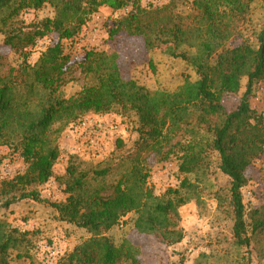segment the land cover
Wrapping results in <instances>:
<instances>
[{
    "label": "trees",
    "instance_id": "obj_1",
    "mask_svg": "<svg viewBox=\"0 0 264 264\" xmlns=\"http://www.w3.org/2000/svg\"><path fill=\"white\" fill-rule=\"evenodd\" d=\"M253 1L192 0L182 11L142 8L140 0H0L3 44L17 56L16 65L0 76V147L18 154L26 166L22 174L0 182L1 208L43 201L38 188L52 178L60 156L58 136L68 124L88 112L106 114L114 107L133 111L137 118L138 138L126 157L102 169L73 160L59 180L66 198L50 205L59 221L85 236L72 250L63 251L57 264H138L137 247L125 238L116 244L107 236L123 223L166 246L182 242L177 209L200 199L211 154L229 180L234 245L249 248L252 238L264 232V207L252 211L247 221L242 200L250 165L264 152L263 117L249 103L257 86L264 84V24L252 40L243 34ZM46 6L52 17L26 26L17 20L22 12ZM103 6L113 12L133 9L106 28L109 40L122 33L140 38L147 54L170 48L171 56L190 67L193 77L185 76L173 91L150 92L122 78L116 54L89 51L77 65L84 79L81 90L67 98L54 96L70 68L61 42L72 40ZM51 35L57 41L28 63L24 51ZM243 80L238 106L225 111L224 96L237 94ZM149 159L175 160L182 176L179 187L155 196L147 187ZM117 167L123 168L119 178L106 185L104 179ZM92 183L101 185L92 188ZM25 243L18 230L0 221V264H7L9 250Z\"/></svg>",
    "mask_w": 264,
    "mask_h": 264
},
{
    "label": "rangeland",
    "instance_id": "obj_2",
    "mask_svg": "<svg viewBox=\"0 0 264 264\" xmlns=\"http://www.w3.org/2000/svg\"><path fill=\"white\" fill-rule=\"evenodd\" d=\"M192 0H140V7H170L186 11L188 2ZM133 12L132 7L113 12L106 6L98 9L89 19L81 31L69 41H62L63 52L69 56V70L64 75L63 85L54 94L56 97L67 98L78 93L84 79L78 69V63L89 51L116 54L120 73L123 79L132 80L138 86L153 91H173L182 84L185 76L193 77V72L182 60L171 56V49L162 47L149 54L146 53L140 38L128 37L124 33L114 39L107 38L106 28L112 21ZM50 7L46 6L38 11L22 12L17 20L24 26L34 21L52 17ZM243 34L250 40L264 24V10L261 0H254L250 4L248 22ZM57 41L56 37L48 36L38 42L36 46L24 51L28 63L37 60L39 52L48 44ZM0 76L7 73L9 67L15 66L17 56L3 44L0 34ZM149 62L152 64L151 68ZM245 80L237 94L225 95L222 105L225 111H233L239 104L245 91ZM252 109L261 114L264 121V84H259L254 94L249 98ZM90 117L94 121L108 128V133L99 138L103 148L101 156L83 160L77 156L67 154L60 149V156L53 166L52 178L38 188L42 202L23 201L11 205L9 208L0 207V221L14 228L22 234L26 243L9 250L7 264H42L33 252L34 244L38 241L57 243L63 251H70L85 236V233L73 225L59 221L56 210L50 204H58L66 198L64 186L59 180L65 177L68 164L75 160L84 166H96L102 169L106 164H116L121 157H126L132 150L138 135L137 118L133 111L114 107L106 114L88 112L75 122L68 124L58 136L59 148L70 145L74 137L71 136L80 121ZM121 141L118 146L117 142ZM211 166L208 181L199 200L190 199L185 205L177 209L178 224L183 230L182 242L173 246L160 243L153 236L138 234L130 228V214L124 218L125 223L107 232V236L116 244L123 238L137 247L138 264H264V232L252 238L249 248H238L234 245L231 228L232 218L227 206V189L229 180L222 175L217 166L215 154L210 157ZM100 162V164H98ZM150 175L147 187L157 197L163 196L169 189L179 187L182 176H179L177 162L156 163L148 161ZM26 166L18 154H13L6 147H0V182L10 180L22 174ZM122 167L114 168L104 179L106 185L113 184L120 176ZM250 181L242 189V200L246 212V220L254 210L264 207V152L250 165ZM101 185L92 183L91 187ZM216 195V197H215ZM220 197V202L217 201ZM1 201V199H0ZM19 255L23 257L19 258Z\"/></svg>",
    "mask_w": 264,
    "mask_h": 264
},
{
    "label": "built area",
    "instance_id": "obj_3",
    "mask_svg": "<svg viewBox=\"0 0 264 264\" xmlns=\"http://www.w3.org/2000/svg\"><path fill=\"white\" fill-rule=\"evenodd\" d=\"M108 132L107 127L97 123L90 117H86L80 121L78 130L71 134L74 137L73 142L70 145L65 144L60 149H64L67 154L77 156L83 160L101 156L104 150L100 146L101 140L99 138H103ZM33 252L42 264H57L63 254V250L57 243L50 244L44 241L36 242Z\"/></svg>",
    "mask_w": 264,
    "mask_h": 264
}]
</instances>
